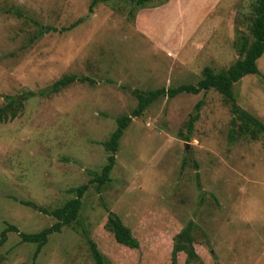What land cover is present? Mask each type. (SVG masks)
<instances>
[{"label":"rangeland","instance_id":"1","mask_svg":"<svg viewBox=\"0 0 264 264\" xmlns=\"http://www.w3.org/2000/svg\"><path fill=\"white\" fill-rule=\"evenodd\" d=\"M91 1L0 0V109L16 115L0 124V236L8 223L36 233L57 222L21 201L53 210L74 198L68 190L106 163L103 142L138 105L137 90L196 84L206 67L220 72L243 59L254 40L257 0H223V19L202 25L179 18L175 5L154 15L170 0L93 9ZM257 65L260 74L235 83L234 94L264 122V54ZM67 75L89 80L29 94ZM233 118L215 89L159 98L125 130L111 181L101 193L90 183L78 222L51 234L37 255V244L9 232L0 264H96L83 229L105 264H264V134L253 139ZM114 214L139 248L116 241ZM191 220L200 261L187 263L183 250L174 262L176 235Z\"/></svg>","mask_w":264,"mask_h":264},{"label":"trees","instance_id":"2","mask_svg":"<svg viewBox=\"0 0 264 264\" xmlns=\"http://www.w3.org/2000/svg\"><path fill=\"white\" fill-rule=\"evenodd\" d=\"M112 0H92L91 9L95 7L99 2H108ZM114 1V0H113ZM129 1L138 7H145L148 4L153 3L155 0H120ZM169 0H163L161 3H165ZM255 18L253 19L251 31L254 37L253 42L247 48L245 57L237 60L227 70L215 72L212 68L206 67L203 70L202 78L196 84H182L177 87L158 88L155 90H137L136 96L138 98V105L132 111L130 115H124L117 120L116 129L110 134L109 139L103 142L106 151L109 153L106 163L103 165L100 173L89 170L92 174V178L89 183L70 188L69 193L75 194L74 198L69 199L63 206L48 210L43 207H39L35 202L22 200L21 203L35 209H38L46 215L54 216L57 222L42 229L36 233L22 232L16 225L8 223L0 236V247H2L8 240L9 232H16L21 237L23 242L37 244L36 255L40 253L42 248L47 244L49 236L53 233L61 232L65 226H71L73 223L78 222L79 214L83 206L82 198L85 192L88 190L90 183L97 182V190L102 192L103 186L111 181V172L116 164V155L119 151L120 140L125 133V130L129 127L132 120L136 116H140L144 111L156 100L161 97L174 98L182 93L199 94L201 92H207L210 89H215L228 100L231 101L232 112L234 118L233 124H237L236 119L240 118L242 124L239 126L241 132H245L251 135L253 139H256L259 134H264V122L254 116L252 113L247 112L240 107L235 99L234 85L239 82L243 77L249 74H260V69L257 65V61L264 54V0H257L254 7ZM89 80L87 77H79L77 75L64 76L48 88L39 92L30 91L29 94L35 96L37 94L45 95L50 93H58L73 82L80 81L85 82ZM17 99L12 98L11 104ZM203 105V100H200L195 106V112L188 120L187 128L191 132L194 129L195 123L200 118V111ZM7 108L0 109V124L8 121H12L16 118V115L8 117L4 114ZM234 131L231 130L229 134L230 141L234 140ZM199 179V176H198ZM198 187L201 188V183L198 182ZM204 190L202 189V192ZM108 227L113 232L117 242L128 246L133 249L140 247L138 239L133 235L130 227L125 225L119 215H109ZM194 228V222L191 220L189 224L176 235V241L173 250V260L176 262L178 253L185 250L187 253L186 262L192 263L200 261V256L196 252L194 247V238L192 236V230ZM83 234L87 237L90 244L93 258L96 264H105L103 255L98 249L97 244L90 238L88 232L83 229Z\"/></svg>","mask_w":264,"mask_h":264},{"label":"crops","instance_id":"3","mask_svg":"<svg viewBox=\"0 0 264 264\" xmlns=\"http://www.w3.org/2000/svg\"><path fill=\"white\" fill-rule=\"evenodd\" d=\"M222 2L223 0H170L168 4L156 9L154 15L161 16L163 13L168 15L170 14L169 9L171 6L175 5V11L177 12V16L179 18L187 17V21L191 19V23L202 25L203 22L205 23V20L212 16V24L223 19V17L218 13V7H220Z\"/></svg>","mask_w":264,"mask_h":264}]
</instances>
